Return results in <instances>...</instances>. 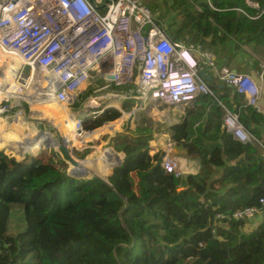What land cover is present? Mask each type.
Returning <instances> with one entry per match:
<instances>
[{
  "label": "trees",
  "instance_id": "trees-1",
  "mask_svg": "<svg viewBox=\"0 0 264 264\" xmlns=\"http://www.w3.org/2000/svg\"><path fill=\"white\" fill-rule=\"evenodd\" d=\"M147 6L154 11L157 4L151 0ZM169 9L179 16L172 32L169 26L176 22L165 24L167 31L156 22L170 39L200 41L215 53L227 49L216 67L229 64L245 45L264 48V0H171ZM210 70L206 64L202 75L209 92L186 101L184 118L168 128L169 139L199 159L195 173H168L160 166L163 150L151 154L145 142L128 145L137 143L136 136L116 139L129 146L138 195L125 194L113 181L121 173L134 181V175L125 169L123 156L108 170L119 159L110 147H92L80 164L101 177L107 174L111 187L99 179L66 176L41 154L15 159L0 151V264H264V138L254 127L264 126V111H256ZM230 115L257 141L238 139L225 124ZM118 117L109 109L85 120L83 128ZM117 122L83 139L97 143ZM6 126L19 129L20 123H0V149L48 150L43 136L26 148L9 138ZM13 205L21 208L22 227L9 233ZM249 206L261 219L243 232L245 220L227 216Z\"/></svg>",
  "mask_w": 264,
  "mask_h": 264
},
{
  "label": "built area",
  "instance_id": "built-area-1",
  "mask_svg": "<svg viewBox=\"0 0 264 264\" xmlns=\"http://www.w3.org/2000/svg\"><path fill=\"white\" fill-rule=\"evenodd\" d=\"M190 51L196 55L193 70L183 62ZM204 57L208 55L199 45L170 39L144 0H0V119L8 124L17 118L27 122L33 129L25 138L27 148L28 142L39 135L34 119L40 116L34 110H24V105L33 104L25 95L35 89L32 97L37 102L42 90L47 89L58 104L79 103L80 107L72 112L76 125L70 133L75 135L65 140L69 156L75 160L72 150H78L81 142L85 144L83 137L115 121L86 130L85 120L110 108L116 109L121 118L154 100L176 106L189 97L209 92L198 74L206 64L201 67ZM14 58L19 62L14 63ZM207 64L221 83L231 86L256 111L262 110V86L257 78L225 65L216 67V62ZM257 74L263 81L264 67ZM185 78H189L186 84L182 81ZM177 81L183 82L184 88L191 87L190 91H174ZM122 86L128 88L123 92L115 90ZM133 99L138 105L129 113L122 111L124 104ZM235 117L232 120L240 129ZM50 133L52 136L61 132L53 127ZM243 134L248 141H257L249 132ZM166 147L161 168L175 176L192 173L173 152L174 143ZM63 156L70 170L74 166ZM256 214L257 208L249 206L233 211L227 218L245 220ZM216 217L224 218L222 214Z\"/></svg>",
  "mask_w": 264,
  "mask_h": 264
},
{
  "label": "rangeland",
  "instance_id": "rangeland-1",
  "mask_svg": "<svg viewBox=\"0 0 264 264\" xmlns=\"http://www.w3.org/2000/svg\"><path fill=\"white\" fill-rule=\"evenodd\" d=\"M149 1H151V0H144L146 6H147ZM153 1L157 4L156 9L154 11H152L148 6L147 7L150 9V11L153 14V16L155 17L156 21H159L161 23V26L166 28L167 25H165V24L176 22L175 24L169 26L171 29L168 31L172 32V30L178 24L179 16L176 15V17H175V15L173 14L174 11H171L169 9V3L171 0H153ZM254 5L257 6L258 4L252 3L253 7H254ZM257 8H258V6H257ZM163 15H166V16H163ZM173 19L175 21H172ZM163 20H165L167 22L165 23V22H163ZM167 28H166V31H167ZM179 42H181V41H179ZM186 44L199 45L201 50H204V53L208 55V57L203 58L204 61L202 63L200 62L201 67L207 62L208 63H215L218 60V57L223 58V57L228 56L227 49H224L218 53H215L213 51L212 47L211 48L205 47V45L202 44L200 41H197V42L189 41ZM250 45L249 46L248 45L243 46L242 50H244V51L240 52L238 54V56H235L233 59H231L229 61V64H227L225 66H227L228 68H230L232 70H233V68H235V71L237 70L236 72H238V73H244L240 70H243V68L245 66H249L252 64V67L254 68V70L251 73H253V74H251V73H244V74H248L254 78H257V81L259 83H261L263 97L261 100L262 105H260V106H261V109H263L264 80L261 81L260 78H258L257 72L260 71L264 67V48L262 49L260 46L257 45V46H254L255 48H257L256 50H254V48H252ZM256 70H258V71L256 72ZM210 73L213 75L212 70H210ZM135 79H136V74L134 76V80ZM126 88H128V86H122V87L117 88L115 90L123 92L124 90H126ZM31 92L32 93L28 94L26 96V98L29 95L32 96L33 93H35V91H33V90ZM42 92L45 95V97L47 98V101H43L44 104L47 106V104L50 100L48 90L43 89ZM86 94L87 93L83 94L82 96L84 97V96H86ZM113 102L116 103V100H114ZM138 103H137V100H135V99L128 101L126 104H124L125 108H123L122 111H124L125 113H129L131 111L132 107L135 108V106H137ZM74 104H75V102L72 103V105L67 104L66 106L61 105L60 107H58L59 114L63 115V114H65V112L70 114V112H69L70 110H73L75 107L80 105L79 103H77L76 105H74ZM185 104L186 103H183L180 106H174L175 108L172 107L171 109H167V108H165L166 104L159 102L158 100H154V101H151L149 103H144L141 105L139 110L138 109L135 110V111L138 110L136 113H134V114L131 113V115L127 114V116H125V118L124 117H121V118L118 117L117 120H115L118 122L113 125L114 127L111 130L109 129L108 131H102L99 135L104 138L103 140L100 139L99 142L94 143V144L92 142L95 140V138H92L90 140H83L85 144L83 145V143L81 142L79 145H77V146H80L79 149L76 151L72 150L71 155L73 154L72 157H74L75 159H77L79 161H82L85 158V156L93 149L92 147H110V148H112L116 153L123 156V164L126 167L125 169L132 171L133 175H134V181H130L127 178H125L123 173H121L117 176H114L113 181L118 185V187L123 192H125V194H127V195H138V187L136 185L137 178L135 176L134 170H131V163L133 161H131V160L128 161L127 155H126V148L129 146H126L123 142L116 143V139L118 141H121V140L123 141V140H127L129 138L133 139L136 136L137 143L136 144L135 143L134 144H128V145L139 146V145H137L138 142H145L148 146L149 153H151V154L156 149L166 150L167 149V147H166L167 143H171L173 145V142L168 137V130H167L169 128L168 127L169 126L168 120L171 119L173 114H177V112L179 110L184 109ZM118 106H120V105H118ZM41 109L43 111H45L44 107H41ZM110 109H114V108H110ZM24 110H26V112H28L29 110H33V107L24 105ZM227 115H228V113H227ZM31 116H32V113H31ZM39 116L42 117L43 120L50 123V120L44 118L46 115H39ZM233 116L234 115H230L229 117L227 116L225 118V124H226L227 128L230 130H231V128H234L233 130H231L232 132L241 133L240 129L235 128L234 121L232 120ZM134 117H135V119H134ZM17 119H19V118H17ZM51 125H52L51 127H54V125L52 123H51ZM6 128L8 129L10 134L13 135V137L11 136L9 138L15 140L14 137L17 133L15 134L14 131H12L13 128H9L8 126H6ZM45 128L48 129L46 126H45ZM32 130L30 129V126L28 125V128L26 130H24V134L28 133V131L30 133V132H32ZM56 135L57 134H53L52 137L56 138ZM67 135L69 137L74 136V135L72 136L71 133H69ZM111 136H113V137L110 138ZM46 141L43 143L44 145L46 144ZM115 143H116V145H114ZM116 146L121 147V149H117ZM4 149H6V148H2V149H0V151H2L4 154H7L9 156L14 157L15 159H21V157L18 156V153H16V151H11V150L9 151L7 149L6 150H4ZM97 150H99V149H97ZM172 150L174 153L179 155L178 157H180V162L181 163L183 162L182 165L184 167L192 169V167H191L192 166L191 165L192 159H190L191 156L187 157V156L181 155V148L179 146H177V144L172 148ZM170 153H172V152H170ZM38 154H41L43 156V158L47 159L48 161L51 160L52 163L54 164V166L59 168V170L65 169L66 170L65 172L67 173L68 166L66 163V159H64L63 154L57 148L55 149V147L50 146L48 148V150H41V152ZM38 154L31 155V156H37ZM182 159H183V161H182ZM106 164H107V166L109 164L108 157H107V163ZM255 216L256 215L250 217L249 219H245L246 224L248 221H252L255 218ZM21 227H22L21 208L17 205H13L11 207V215H10L8 232L14 233L15 231L21 229ZM252 229H250L247 232H250ZM242 231H243V228H242ZM243 232H246V231H243Z\"/></svg>",
  "mask_w": 264,
  "mask_h": 264
},
{
  "label": "bare ground",
  "instance_id": "bare-ground-1",
  "mask_svg": "<svg viewBox=\"0 0 264 264\" xmlns=\"http://www.w3.org/2000/svg\"><path fill=\"white\" fill-rule=\"evenodd\" d=\"M19 62V59L18 58H14V63H18ZM35 74H36V72H35ZM181 83L182 82H178L177 81V83L175 84V85H181ZM181 88H183V85L181 86ZM33 91H35V89L33 90ZM49 93V92H48ZM33 94H35V93H33ZM27 95H25V97H26ZM33 97H34V95H32ZM32 96H28L27 98H30L31 97V99H35V98H33ZM31 99H29V100H31ZM115 100V99H114ZM113 100V101H114ZM43 101H47V98L45 97V95L43 94V92H42V94H41V100H39V101H37L36 103H34L33 105H34V112H36L38 115H46L44 118H46V119H48V120H50V124L52 123L53 125H54V127H55V130L56 131H58L60 134H61V136H63L64 137V140H67L68 138H66L68 135L66 134V132L68 131V129H69V127L72 125V124H74L75 122L73 121V119H72V115H71V113L69 114V113H67V112H65V114H63V115H60L59 114V111H58V107H60L61 105H63V106H66L67 105V103H64V104H58L57 102H55V101H53L52 100V98L50 97V100H49V102H48V104H47V106L44 104V102ZM112 101V102H113ZM56 103V104H55ZM114 103V102H113ZM41 107H44V110L45 111H43L42 109H41ZM78 107H80V105H78L77 107H75L73 110H72V112L73 111H75ZM40 119H42V117H40ZM0 123H2V124H5L6 125V123H4L1 119H0ZM26 124H27V122H24V124H23V128L26 126ZM75 125H76V123H75ZM74 128H75V126H74ZM66 134V135H65ZM73 133H71V135H72ZM40 136H43V141L45 142L46 141V136L45 135H43V133H41V134H39V135H37L35 138H33L32 140H30L29 141V143L30 142H32V141H36V140H38L39 138H40ZM15 140L16 141H21V142H25V139H24V137L21 135V132H19V133H17L16 135H15ZM43 142V143H44ZM50 143L53 145V146H55V143L54 142H51L50 141ZM42 147H48V146H46V145H44L43 144V146ZM41 147V148H42ZM41 148H39V149H41ZM39 150H37V152H38ZM36 152V153H37ZM17 153H20V152H17ZM35 153V154H36ZM35 154H33V155H35ZM122 156V155H121ZM75 159V158H74ZM76 160V164H75V166H74V168H76V170L77 169H84L85 171L87 170V171H89V172H91V173H93L92 172V170L91 169H89V168H87V167H85L84 165H82V164H80L81 162L79 161V160H77V159H75ZM90 161V160H89ZM89 161H86V162H84V163H88ZM83 163V164H84ZM96 166H97V164H96ZM96 166H95V169H94V171L96 170ZM114 166H117V165H112V166H110L109 168H108V170L110 169V168H112V167H114ZM93 174H95V173H93ZM97 175V174H96ZM104 176H107V174H105ZM104 176H103V178H104ZM101 177V176H100Z\"/></svg>",
  "mask_w": 264,
  "mask_h": 264
},
{
  "label": "water",
  "instance_id": "water-1",
  "mask_svg": "<svg viewBox=\"0 0 264 264\" xmlns=\"http://www.w3.org/2000/svg\"><path fill=\"white\" fill-rule=\"evenodd\" d=\"M96 108H98V106H96ZM34 121L37 122L38 124V134H41V133H44L45 136H46V146L50 147H57L64 155L65 157L68 159V161L73 164V166H75L76 164V161L73 160L70 156H69V153H68V150L66 148V141L64 140L63 136H61L60 134H57L56 135V138H53L51 136V133L50 131L53 130V127H51L52 125L45 121V120H42V119H34ZM45 126L48 128L46 129ZM254 127H256L257 129L260 130V133H261V137L264 138V126H257L255 125ZM51 142H54L55 143V146H53ZM28 145H30V143L28 142ZM176 144L174 143V146ZM179 146L181 149H183L185 152H187V149L185 147H183L182 144H179L177 145ZM24 152V153H23ZM39 151L36 153L38 154ZM187 154V153H186ZM31 156L33 154H31L30 150L29 149H25L23 151H21L20 153H18V156L21 157V158H24V156ZM187 156H192V157H197L195 154H192V155H187ZM66 176H71V177H74V178H79V179H99L103 182H105L106 184H108L110 187H111V183L109 181V176H104L103 177H100L99 175H96V174H93L89 171H85L84 169H77V170H74V169H70L67 171V173H65ZM126 206V205H125Z\"/></svg>",
  "mask_w": 264,
  "mask_h": 264
},
{
  "label": "crops",
  "instance_id": "crops-1",
  "mask_svg": "<svg viewBox=\"0 0 264 264\" xmlns=\"http://www.w3.org/2000/svg\"><path fill=\"white\" fill-rule=\"evenodd\" d=\"M233 70H235V68H233ZM254 70V68L252 67V64L251 65H249V66H245L244 68H243V70H240V71H242V72H244V73H251L252 71ZM237 71V70H236ZM239 71V70H238ZM256 72H257V70H256ZM251 74H253V73H251ZM201 77H202V74H201ZM264 80V79H263ZM262 97H263V93H262ZM26 98V97H25ZM29 102H33V104L34 103H36V101H34V99H31V98H26ZM29 99H31V100H29ZM261 100H262V98H261ZM147 103H149V102H147ZM261 105H262V102L260 103ZM35 105V104H34ZM34 105H33V107H34ZM177 106H180V105H177ZM172 107H174V106H168V105H165V108H167V109H171ZM175 108V107H174ZM138 111V110H137ZM137 111H135L134 113H136ZM262 111H264V101H263V109H262ZM70 113H71V115H72V110H70L69 111ZM133 113V114H134ZM184 118V109H181V110H179L178 112H177V114H173V116L171 117V119L170 120H168V124H169V126L170 125H172V124H176V123H178V122H180L182 119ZM134 119H135V117H134ZM17 122L18 123H20V127H19V129H17L16 127L15 128H13L12 129V131H14V133L16 134V133H19V132H21V135L24 137V138H26L27 136H29V135H27V133L26 134H24V130H26L27 128H28V125L26 124V126L23 128V124H24V121L22 120V119H17ZM168 126V127H169ZM168 130V129H167ZM33 131V130H32ZM23 132V133H22ZM29 132V131H28ZM31 133V132H30ZM14 134V135H15ZM13 136V135H12ZM168 137H169V133H168ZM140 142H138V144H139ZM119 155V154H118ZM181 155H183V156H187V154H186V152L183 150V149H181ZM188 157V156H187ZM190 157V156H189ZM109 159V158H108ZM190 159H192V162H191V167H192V169H190V172H192V173H195L198 169H199V167H200V163H199V159L197 158V157H190ZM121 160H122V156L121 155H119V159H118V161L116 162V164L115 165H119L120 164V162H121ZM182 161H183V159H182ZM109 162H110V160H109ZM183 163V162H182ZM260 219H261V214H256V216H255V218L252 220V221H248L247 222V224H246V222H245V224H244V227H243V231H249L250 229H252L253 227H255L256 225H257V223L260 221Z\"/></svg>",
  "mask_w": 264,
  "mask_h": 264
},
{
  "label": "clouds",
  "instance_id": "clouds-1",
  "mask_svg": "<svg viewBox=\"0 0 264 264\" xmlns=\"http://www.w3.org/2000/svg\"><path fill=\"white\" fill-rule=\"evenodd\" d=\"M181 43H183V42H181ZM187 43V42H186ZM183 44H185V43H183ZM183 62H184V65L189 69V70H193L195 67H196V55H195V53L192 51V52H188V53H186L185 54V56L183 57ZM207 64V63H206ZM205 64V65H206ZM204 65V66H205ZM203 66V67H204ZM199 73H200V76H201V74L203 75V68H202V70H200L199 71ZM198 73V74H199ZM203 79V78H202ZM204 80V79H203ZM183 82H185L184 84H186V82H188L189 81V78H185V79H183L182 80ZM205 81V80H204ZM183 82L181 83V84H183ZM181 86L182 85H176L175 87V90L174 91H177V92H180L181 91V89L184 91V92H189L190 91V89H191V87H189V88H181ZM193 97V96H192ZM192 97H189V98H187V101L188 100H190ZM185 103V102H184ZM183 104V103H182ZM179 105H181V104H179ZM177 106V105H176ZM262 111V110H261ZM235 128H236V126H235ZM234 128H231V130H233ZM240 130H241V133H237V132H233L234 133V135L238 138V139H240V140H242V141H244V140H247V139H245L244 138V134H243V132L244 133H247L248 131L247 130H244L242 127L240 128ZM243 131V132H242ZM22 159V158H21Z\"/></svg>",
  "mask_w": 264,
  "mask_h": 264
}]
</instances>
